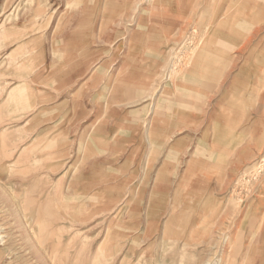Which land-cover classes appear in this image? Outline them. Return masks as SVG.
<instances>
[{
	"label": "rangeland",
	"instance_id": "obj_1",
	"mask_svg": "<svg viewBox=\"0 0 264 264\" xmlns=\"http://www.w3.org/2000/svg\"><path fill=\"white\" fill-rule=\"evenodd\" d=\"M11 1L0 0L6 3L5 9H0L3 16L0 55H5L11 46L7 35L1 32L2 27L15 30L18 23L30 17L34 4L33 0H20L9 9ZM65 1L69 15L84 21L78 26L83 37L88 39L97 28V41L87 43L97 48L98 60L103 59V68L100 65L98 68V85L87 87L86 93L76 94L74 88H67L64 112L62 106L55 114L65 117L58 128L66 134L65 138L50 136L53 132L50 122L47 123L50 129H42V120L40 123L16 120L30 110L28 98L20 92L6 94L9 84L4 81L3 72L7 68H3L5 58L0 57V232H7L18 256L11 264H39L40 255L28 245L33 242L29 234L35 230L50 245L49 255L61 257L55 264H242L243 261V264H264L249 247L252 234L240 232L253 219L249 206L252 178L248 173L237 172L240 161L234 153L222 155L223 160L218 163L221 149L230 146L235 138L222 143L221 138L208 134L209 111L220 113L221 104L217 103L224 91L219 89L226 91L220 83L225 71L214 69L215 75L207 89L203 88L208 81L204 75L207 69L192 74L187 63L191 50L200 51L208 42L211 32L205 26L224 0H193L192 5L186 2L182 7L158 6L150 0ZM190 9H197V16L192 20ZM205 10H209L208 15ZM181 12L186 20L180 25ZM200 20H203L202 26ZM245 23L240 20L238 24L243 38L249 30L245 32ZM186 25L187 30L178 41L183 45L181 50L170 51L177 28ZM22 28L17 38L34 30L32 25ZM202 32H205L203 36ZM201 36L196 46L194 42ZM263 36L264 28L246 53L230 48L229 53L239 57L236 71L248 60L257 43V55L264 52V41L260 44ZM13 37L15 42L17 38ZM248 64L252 65L253 61L248 60ZM192 75L195 80L188 82ZM95 94L107 97L108 104L104 106L100 100L96 103L92 98ZM61 95L57 98L63 99ZM127 106L129 115L122 128L120 117L116 116L122 114L123 108L127 112ZM111 107L113 112L107 111ZM84 111L89 117L79 119ZM98 112L114 113L115 119L109 120L111 115H107L93 122ZM10 113L13 114L10 116ZM41 131L46 135V144L53 137L61 139L63 144L61 159L53 158L56 153L53 148L41 154L47 159L45 164H62L57 172L28 168L37 154L33 157L26 143ZM211 145L217 152L213 169L207 152ZM246 163L245 171L251 166V160ZM73 168L79 169L77 181L69 188ZM32 176L40 178L32 186L21 188V185L5 183ZM237 200L245 201L241 211L237 209L240 206ZM12 201L18 203L16 212L11 207ZM61 207L69 212L75 209L78 218L69 215L64 218L59 214ZM106 235L111 236L110 244L105 246L107 250L118 244V249H114L116 255L108 259L99 257L97 252ZM59 236L65 239V247L58 245ZM68 251L75 253L69 261L64 257Z\"/></svg>",
	"mask_w": 264,
	"mask_h": 264
},
{
	"label": "bare ground",
	"instance_id": "obj_2",
	"mask_svg": "<svg viewBox=\"0 0 264 264\" xmlns=\"http://www.w3.org/2000/svg\"><path fill=\"white\" fill-rule=\"evenodd\" d=\"M33 1H34V3L36 2V0H33ZM150 1L155 2L158 6L162 5L165 7L169 4H171L173 6H178V7L181 6L182 7L184 5V3H186V2L188 3V5L189 4L192 5L193 0H150ZM199 1H202V0H199ZM197 3H199V2H197ZM193 4H196V3H193ZM203 7H204V5H203ZM162 9H163V7H162ZM200 10H204V9H200ZM190 11H191V9H190ZM205 12L208 15L209 10H205ZM36 14H38V10H37ZM191 16H189V19H191V20L195 16H197V9H194L193 11H191ZM199 16H200V14H199ZM205 17H206V15H205ZM179 18H180V20H179ZM179 18H178V20L181 21L180 22V25H181L186 17L182 13L179 16ZM173 20H174V18H173ZM240 20L245 21L246 22L245 24H247V26L245 28V32L249 29L247 35L244 38H243V30L241 28H239V25H238ZM199 22H200L199 25L202 26L203 20H200ZM210 24H212V25H210ZM211 26H214V27H211ZM249 26H250V28H249ZM186 27H188V26L187 25L182 26V27L179 26L177 28L176 37L173 39V48H171L170 51L178 52L179 49L181 50V47L183 45L181 43H179L178 41L181 39L182 35L184 34V31L187 30ZM263 28H264V0H224V2H221L218 4V7H216V9L212 13L211 21H209L208 24L205 26V30L208 32L209 31L211 32V35L209 36L208 42L203 46V48L200 51L191 50L192 51L191 56L189 57V60L187 62V63H189L188 68L190 67L191 71L193 72L192 74H194L195 72H199L203 69H207V73L211 76V78H213V76L215 75L213 72L214 69H217L219 71H220V69H222L225 71V73L223 74L224 76L222 75V77H221L222 80L220 83H226L225 81L228 80L229 76L231 74H233L235 68L238 67V61H239V57L234 56L233 54H231V52L229 53V51L231 50L230 48H234V49L239 50L242 53H246L250 49L253 41L257 40L258 34L261 31H263ZM1 32H3L4 34L7 35V38H6L8 40L7 42L10 43V42H13L12 41L14 39L13 36H15L17 38L16 34H18L19 31H18V28H16L15 30H12V28H10L9 26H3L1 29ZM194 32H195V30H194ZM204 33L202 34V36L204 35ZM202 36L199 37V39H197L196 42L193 41L196 46H197V44H199V42L201 40L200 38H202ZM186 37H187V39L189 38L187 34H186ZM20 38L21 37H18V39H20ZM260 39H261L260 44L262 45L263 44L262 42L264 41V36L261 37ZM150 45H153V44H150ZM258 45H259V43H257L256 47L251 49L250 57L248 58V59L251 58V60L252 59L256 60L254 66L252 67L253 69H249V67H246V64L244 63L245 65H243L241 67L239 75L236 76L235 78H233L232 82L228 86L227 92L229 94V98L227 97V93H226L225 97L228 98L226 100L228 102H227L226 108L224 109V114L221 115V119L225 121V126L221 127L220 130H224L222 133V136L223 135L225 136L226 134L233 133L234 129H238V133H236L234 131V133L236 135V143H234L233 145H230V146L232 148L239 147L237 155H239V157H240V160H239L240 164L237 165V172L240 170L239 173L241 175H243V174L245 175V173L250 174V177L252 178V182H250V183L253 186V195H251L252 197L249 199V201L251 203L249 206H250L251 213L253 215V219H252L251 223L250 222L247 223L245 225V227L243 226L244 224L240 223V226L244 227V229L241 230L240 232L241 233L242 232H248V233L252 234L253 237H251L252 239L249 243V247L253 248V251H254V253H256V255H259L257 257V259L261 263H264V261H263L264 258L260 259L261 255H264V52H260V54L257 58L256 54L259 51L257 52L256 48ZM24 46H26V44ZM24 49L26 50L25 47H24ZM192 49H193V47H192ZM194 49H195V47H194ZM23 52H24V50H23ZM26 56L29 57V55L25 54L24 59H23L24 62L27 59ZM14 69H15L14 70L15 73H20V71H23L24 74L21 77L27 76L28 74H25V73L29 72V69L27 68V66L24 63H23V68H22V66H20V67L15 66ZM194 80H195V78L193 77V75L188 78V82H193ZM205 87L207 89L210 88V86L208 84H205ZM21 89H22V87H21ZM47 137H48V134H47ZM59 137H61V136H59ZM27 138H29V137L27 136ZM30 140L27 141L26 144L29 143V145L26 146V148L30 153H32L33 157L35 154H37V156H35L33 159L34 163L28 165V168L29 167L30 168H36L40 171H41V169L46 168L49 170H53L52 172H55V171L57 172V170L62 168V164L60 162H57L55 164H45L44 162L47 159L41 155L44 151L46 152V150H48L49 148L50 149L53 148L52 150H54V153L56 152L55 154H53V158L61 159L63 156V153H64L63 144L61 145V143H60L61 139L58 140V139H55V137H53L52 140L50 141L51 143L46 144V135L44 132L41 131L40 134L39 133L37 134V137L33 141L31 140V142H30ZM49 145H51V147H49ZM46 146H47V149H46ZM226 152H228V149H226ZM250 160H251V163H250L251 166L249 167V169H247L245 171L244 170L245 167L243 165L247 161L249 162ZM73 163H74V161H73ZM71 165H73V164H71ZM75 168H73L71 173H70L71 180L69 182V188H71L72 185L77 181V172L79 169H75ZM32 177L35 178V180L33 178H27L24 181L12 179V180H9L5 183L6 184H12V185H21V188L24 185H31L32 186L33 183L35 184L38 182L37 179H40L39 177H36V176H32ZM40 177H42V176L40 175ZM241 178H243V177H241ZM239 180H240V178H239ZM243 181H241V185H242ZM247 183H248V181H247ZM230 185H231V183H230ZM236 186H237V184H236ZM242 186L245 187L244 183ZM242 186H241V189L243 188ZM57 190H58V188H57ZM27 191H28V189H27ZM243 192L244 191L242 189V193ZM60 193H61V191H60ZM245 193H246V191H245ZM14 198H16V197H14ZM101 199L102 198H100V200ZM237 199H238V197H237ZM61 200H63V199H61ZM4 202L6 203V201H4ZM196 202H198V201H196ZM244 204H245V201L239 202L240 206H239V208L237 207L238 211L242 210ZM6 206H7V204H6ZM11 207H13L14 211L16 212V208H18V203H16L15 201H12ZM65 207L68 208L66 205H65ZM65 207H64V210L61 207V209H60L61 212L59 213L60 215H62L64 218H66V216H68V215L71 217L77 216V213H75L76 212L75 209L73 212H71V211L69 212L68 211L69 209L66 210ZM218 207H219V205H218ZM221 207H222V205H221ZM192 208H194V207H192ZM224 210L226 211V209H224ZM236 210H234V211H236ZM244 213H245V211H244ZM97 214H99V213H97ZM228 214H230V213H228ZM16 217H18V216H16ZM77 218H78V216H77ZM38 219H39V217H38ZM67 220H68V218H67ZM69 220H70V218H69ZM240 221L242 222V220H240ZM69 223H70V221H69ZM221 227H222V225H221ZM223 227H225V226H223ZM218 229H219V226H218ZM221 229H223V228H221ZM176 230H178V229H176ZM106 232H108V231H106ZM38 233L39 232L37 230L33 231L32 234L28 233L29 235L32 236V240H33V242H30L31 244H28V245H30L29 248H31L33 251L35 250L36 253H38V256L40 255L39 264H55L57 262H60L61 257L55 256L54 254L49 255L51 247L49 244L44 243L43 240H41V234L40 233L38 234ZM110 234L111 233H109L107 235H110ZM31 236H30V238H31ZM110 237L107 236L104 243L98 248L97 252H98L99 257H103L104 259L105 258L108 259V257H110V256L112 257V254L115 253L114 249L115 248L118 249V246H117L118 244H114V243H113L114 246L111 247V249H110V247H109V250L106 249L105 246L109 245L111 242ZM115 237H117V239H119V235H117ZM220 237H221V235H220ZM70 242H71V240H70ZM72 242H73V240H72ZM58 245L61 247L66 246L65 245V239L63 238V236L58 237ZM246 245H247V243H246ZM245 252H247V250ZM74 254L75 253L68 251L65 253L64 257H67V261H69V260H72V257L74 256ZM115 255H116V253H115ZM248 255H246V257ZM256 255H255V257H256ZM243 256H244V254H243ZM243 256H241V257H243ZM17 257L18 256H16L14 251H13L12 241L9 239V235L7 234V232L1 231L0 232V264H11V262L13 260L17 259ZM49 257H51V259H52L51 263L49 262V260H50ZM33 258H37V257L33 256ZM97 261L99 262L98 259H97ZM242 261H241V263H242ZM126 262H128V261L126 260ZM243 263H244V261H243Z\"/></svg>",
	"mask_w": 264,
	"mask_h": 264
},
{
	"label": "crops",
	"instance_id": "obj_3",
	"mask_svg": "<svg viewBox=\"0 0 264 264\" xmlns=\"http://www.w3.org/2000/svg\"><path fill=\"white\" fill-rule=\"evenodd\" d=\"M19 3L20 0H12L9 9L14 8ZM5 4L6 3L2 4L0 2V9L4 8ZM37 10L39 15L36 14ZM0 16L1 22L3 19L2 13ZM83 22L84 21L80 17H77L74 14L71 16L69 15L65 0H36V2L31 7L30 17L26 18L24 21H22V23H18V31L23 29L22 26H26L27 28L29 25L34 26V30L28 32L25 37H21L20 39L17 38V42H10L9 45L11 46L5 50L7 51L6 54L0 55V57L3 56L5 58L3 68L8 67L7 70L3 72L5 79L4 81L7 82V85L9 84L7 86L8 91L6 94L9 95V93H11L12 95H17L19 94L18 92H20L24 98H28L27 102L30 110L26 111V116H19L20 118H17L16 120L22 119L37 123H40L42 120V123H40L42 124L40 127L42 129H47V123L50 122L49 126L53 131L50 132V136L65 137L66 134L58 130L60 123L65 120V117H61L62 114H55L62 108V106L64 112L67 88H74L75 94L80 92L82 93V91L86 93L85 90L87 87L94 88L92 85H98L99 76L97 74L99 65L103 68V65L101 64L103 59H101V61L98 60L97 48H92V44L87 43V41H93L94 44L95 41H97L98 38L96 32L98 30L95 28V30L90 33V37L86 39V37L82 36L83 32L80 31V25L83 24ZM78 26L80 27L78 28ZM25 44L26 46H24ZM25 54L29 55V57L26 56L27 59L24 62L23 59ZM256 56L258 58L259 55L256 54ZM249 57L250 54L248 58ZM248 60L250 61L251 58ZM248 60L244 62L246 67L253 69L252 67L254 66L256 60H251L254 62L252 65L248 64ZM23 63L29 69V72L25 73L28 74L25 77H21L24 74L23 71H20V73H15L14 71L15 66H22L23 68ZM244 63L243 65H245ZM236 68L233 74L229 76L228 80L225 81L226 83H222V85L224 84L226 91L224 88L219 89L218 87L219 90L224 91L222 96L218 99L219 102L217 103L218 105L221 104L220 113L218 114L216 110H210L208 114L210 121V125L207 128L208 134L214 135L215 138H221L220 141L222 143H225L227 139L234 137L235 140L234 142L230 143V145L236 143V135L234 131L238 133V129H234L233 133L231 134L222 136L224 130H220V128L225 126V121L221 119V115L224 114V109L226 108L228 102L226 100L229 98V94L227 92L228 86L232 82L233 78L238 76L240 73V69L236 71ZM204 70L205 69H203V71ZM204 75L208 79L204 85L208 84L210 86L211 83L209 81H212L213 78H211L207 71ZM204 85L203 88H206ZM226 93L228 98L225 97ZM59 94H62L61 96H64V98L58 99L57 97H60ZM92 98L95 99L96 103L100 100L104 106L108 104L107 97L104 95L95 94ZM213 107L216 108L217 106L215 105ZM126 109L127 112L124 113L123 108L122 114L120 116H116V118L120 117L122 128L125 127L126 117L129 115L128 106ZM107 111L113 112V107L107 109ZM84 112L80 115L79 119L85 120L89 117V113ZM12 114L13 113H10V116ZM107 115H111L109 120L115 119L113 118L114 113L98 112L96 113V116L92 118L93 122H96L101 117H106ZM28 124L29 123H27V126ZM50 128L48 127V129ZM88 129H91V127ZM89 131L91 132L92 130ZM209 148L211 149L207 151L210 156L208 157L210 162L209 165H211L210 167L213 169L217 152L212 147V145L209 146ZM238 148L239 147L232 148L231 146H228L227 148L225 147L221 149L218 163H220V161L222 162V155L225 156L226 154L230 153H234L233 156L236 157V160H238ZM226 149H228V152H226Z\"/></svg>",
	"mask_w": 264,
	"mask_h": 264
}]
</instances>
